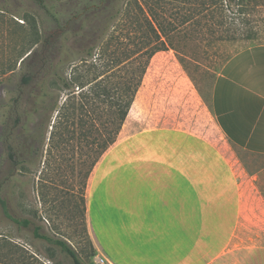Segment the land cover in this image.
I'll list each match as a JSON object with an SVG mask.
<instances>
[{"label":"rangeland","instance_id":"1","mask_svg":"<svg viewBox=\"0 0 264 264\" xmlns=\"http://www.w3.org/2000/svg\"><path fill=\"white\" fill-rule=\"evenodd\" d=\"M97 5L98 0H0V195L12 216L31 220L29 226L18 225L0 208V264H74L58 246L36 237L34 226L65 240L82 264H113L100 250L87 215L89 177L103 155L86 175L93 157L87 145L77 139L51 144L49 126L46 133L41 130L43 143H21V160L14 166L1 135L21 75L36 68L40 55L53 53L54 70L71 84L64 89L56 78L57 87L50 75L45 78L51 86L40 98L49 106L57 100L60 107L70 90H81L79 81H72L74 68L84 73L83 62L95 60L103 40H108L107 52H119L134 49L140 34H160L161 44L146 62L116 141L142 131L157 133L173 142V149L178 144L184 158L198 160L200 173L213 168L247 180L243 220L248 226L242 233L248 242L258 233L264 244V173L259 181L250 178L264 158L230 143L211 112L213 83L225 61L243 47L264 42V0H124L121 14L105 30ZM108 8L106 17L115 12L111 4ZM119 72L113 65L102 76L110 75L114 83ZM31 100L23 110L32 111ZM49 106L41 113L47 119L52 115V124L57 111ZM37 118L32 113L28 133Z\"/></svg>","mask_w":264,"mask_h":264},{"label":"crops","instance_id":"2","mask_svg":"<svg viewBox=\"0 0 264 264\" xmlns=\"http://www.w3.org/2000/svg\"><path fill=\"white\" fill-rule=\"evenodd\" d=\"M211 112L230 143L264 158V42L225 61ZM158 135L115 141L93 168L87 215L100 250L113 264H264L258 233L249 242L242 233L247 180L200 173L198 160Z\"/></svg>","mask_w":264,"mask_h":264},{"label":"trees","instance_id":"3","mask_svg":"<svg viewBox=\"0 0 264 264\" xmlns=\"http://www.w3.org/2000/svg\"><path fill=\"white\" fill-rule=\"evenodd\" d=\"M145 1V0H143ZM124 0H98L97 8L104 14L105 27L107 22L118 17ZM111 4L115 12L106 17L108 6ZM140 12L144 10L140 6ZM140 34L134 49H121L119 52L111 50L107 52L108 40L102 41L103 49L98 53L95 60L83 62L85 72L79 73L77 67L73 70L72 81H79L77 84L80 91L70 90L66 99L58 107V101L51 105H45L40 97L48 95L51 85L45 83V78L50 75L52 84L58 80L60 88L70 89L71 84L59 78L58 73L52 65L53 53L48 56L40 55L35 69L26 70L20 78L16 95L6 108V119L4 122L1 142L6 148L8 159L17 166L20 163V145L34 140L43 143L45 133L51 126L49 141L51 144L69 142L77 139L88 147V155L91 158L88 175L99 160V158L111 147L121 130L122 124L128 114L129 108L134 100L135 93L140 85L142 75L145 71L146 62L160 47V34ZM102 37L99 38L101 40ZM49 40L46 39L47 43ZM153 41V42H152ZM159 41V43H158ZM25 55L21 61L29 56ZM91 53H88L90 56ZM115 65L120 70L118 80L110 83V75H104L107 68ZM124 70V74H122ZM117 71V70H116ZM93 72V76H88ZM56 78V79H55ZM57 84H53L57 87ZM32 97V111L23 110V104ZM41 100H40V99ZM49 103V102H48ZM49 106L52 112L57 111L55 118L50 124L52 115L47 119L41 113ZM32 113L37 114V120L32 123L34 131L28 133L31 124ZM46 125V126H45ZM45 129V133L41 130ZM23 136V137H22ZM22 137V138H21ZM23 139V140H22ZM0 208L3 214L18 225L29 226L31 220L28 218H16L9 212L7 200L0 195ZM40 227L34 226L33 232L36 237L42 238L54 244L71 257L74 264H82L75 250L63 239L53 238L39 232Z\"/></svg>","mask_w":264,"mask_h":264},{"label":"built area","instance_id":"4","mask_svg":"<svg viewBox=\"0 0 264 264\" xmlns=\"http://www.w3.org/2000/svg\"><path fill=\"white\" fill-rule=\"evenodd\" d=\"M102 261V260H101Z\"/></svg>","mask_w":264,"mask_h":264}]
</instances>
